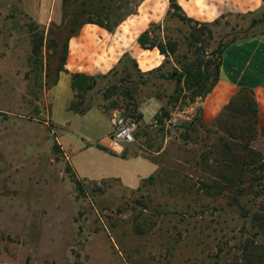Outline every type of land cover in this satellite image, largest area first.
<instances>
[{
  "label": "rangeland",
  "instance_id": "1",
  "mask_svg": "<svg viewBox=\"0 0 264 264\" xmlns=\"http://www.w3.org/2000/svg\"><path fill=\"white\" fill-rule=\"evenodd\" d=\"M47 3L60 17L62 0ZM22 4L0 0V264H247L245 248L251 240L253 249L264 252V175L248 173L244 194L218 177L224 166L221 133L208 132L217 128L214 121L206 123L204 115L192 121L175 116L198 99L197 110L203 108L206 97L194 99L183 83L169 78L184 67L200 70L207 75V89L213 84L208 98L219 85L220 78L215 79L222 46L233 38L264 37V6L254 14L226 15L212 31L170 19L168 25L179 40L177 53L166 57L160 71L143 76L146 83L131 111L127 68L133 79L139 77L125 59L83 99H76L110 118L122 112L137 119L135 141L121 148L113 143L114 150L102 145L81 149L89 141L110 142L113 127L106 116L88 120L66 109L70 87L53 106L49 91L63 67L57 27L62 22L39 24ZM254 20L260 22L252 25ZM152 23L164 25L165 19ZM32 24L47 38L40 59L33 54ZM123 32L86 26L74 38H137L128 25ZM100 49L96 43L88 47L87 61L93 68L99 64ZM230 95L220 90V102ZM162 108L169 116L164 115L161 124L156 116ZM52 111L55 121L69 125H57ZM34 134L42 138L33 140ZM63 145L82 176L120 175L135 186L117 176L79 177ZM252 147L264 154V111ZM138 157L149 163L132 159ZM138 174L146 177L136 185ZM216 182L221 191L204 190L207 184L217 191Z\"/></svg>",
  "mask_w": 264,
  "mask_h": 264
},
{
  "label": "trees",
  "instance_id": "2",
  "mask_svg": "<svg viewBox=\"0 0 264 264\" xmlns=\"http://www.w3.org/2000/svg\"><path fill=\"white\" fill-rule=\"evenodd\" d=\"M63 1V20L60 26L59 37L62 38L63 46L61 47V60L63 67L58 69L57 81L59 75L62 71L70 73L64 68L67 63V58L69 55L70 41L72 38L78 36L82 29L86 25H97L100 28L106 29L110 33H114L117 28L137 9L139 3L144 0H62ZM170 10L165 18V24L152 23L148 29L143 31L138 37V43L143 49L153 50L157 48L162 55L166 57L174 56L177 53V46L179 44L178 38H175L172 34V30L168 25L170 19H178L183 22H191L197 25H201L204 29H209L212 31L211 27L221 23L222 19H217L213 22H200L191 17H188L183 8L179 4L178 0H169ZM182 13L183 15H181ZM248 14H254V12H249ZM263 21V20H261ZM260 22V21H258ZM257 20H254L252 25H256ZM162 32V35L158 34V31ZM196 28L193 27L192 35L194 36V31ZM31 31L34 33L33 42V54L35 58L40 59L42 55L45 42L47 40L46 35L42 32L36 24L31 25ZM54 32L51 29V34ZM244 38H233L228 44L223 45L220 50V61L217 64V75L215 79L218 81L221 74V64L222 57L225 49L231 43L240 41ZM55 46H59V42L56 41ZM124 59L130 62L132 69L139 77V79H133V74L127 68V74L129 78L130 86L126 95L129 98V103L127 105L128 110L136 105L135 97L141 84H145L143 76L146 74H153L156 71H160L166 62H164L160 67L150 70L148 72H143L139 66L137 59L132 57L128 52L124 54ZM112 69L109 74L114 73ZM109 74L104 75H88L86 73L76 72L71 73L72 75V87L75 90V100L71 102L69 110L76 114H86L91 108L83 107L81 102H76V99H83L84 94L95 88L99 79L106 78ZM207 75H204L200 70L193 71L192 67H184L181 71L172 72L169 78L176 79L177 83L180 85L183 83L184 91L191 93L195 99L198 96L203 98L212 91L213 84L207 89ZM55 83V84H56ZM106 113V111H105ZM169 116V112L166 108H162L161 112L157 114L156 120L158 123H163L165 116ZM203 108L197 110L195 120L202 118ZM217 128L215 130L208 129V132L221 133L219 141L222 146L223 159H220L223 169L217 171L218 177L225 180L227 183L233 184L235 189L239 194L245 193V178L248 173L253 175L260 174L264 175V154L252 147V143L258 139V124H259V105L255 98L254 92L240 91L237 95L232 97L228 104L225 105L224 109L218 115L214 121ZM103 148V147H102ZM55 151L60 152L61 148L59 144L54 146ZM106 149V148H103ZM259 171V172H258ZM259 176V177H260ZM262 177H260L261 180ZM153 180L154 177H150ZM219 183L213 186L218 188L217 191L210 190L209 185L204 184V190L208 191L210 194L221 191ZM260 229L262 231L261 235L264 234V222L261 220ZM261 231L256 232L258 235ZM260 236V235H259ZM255 244L254 240L249 241L246 244V259L247 264H264V252L262 250L256 251L253 249Z\"/></svg>",
  "mask_w": 264,
  "mask_h": 264
},
{
  "label": "crops",
  "instance_id": "3",
  "mask_svg": "<svg viewBox=\"0 0 264 264\" xmlns=\"http://www.w3.org/2000/svg\"><path fill=\"white\" fill-rule=\"evenodd\" d=\"M178 2L188 17L201 22H213L217 19H222L223 16L230 14H247L249 12H256L262 9L264 6V0H178ZM45 3H47V0H23L22 5L24 11L39 24L49 25L53 22H62L63 1L60 17L54 16L55 10H53L52 6L49 8L48 3L46 4L48 5V8L44 10V7L46 6ZM169 10V0H144L139 3L136 11L131 16H129L114 33L116 34V32L118 31L122 32L121 34L125 33L123 32V30L128 25L129 30H134L136 32L135 34L137 38H99L98 40H96V38H72L70 41L67 63L65 65V69L70 73L62 71L59 75L58 82L49 91L53 101V106L58 104L61 93H63L62 90L67 91V89H69L68 87H70L71 90L67 91L70 96L68 102L65 105L66 109L69 110L71 102L75 100L76 92L72 87L71 73L81 72L88 75L107 74L119 64L120 59L127 52L132 57L137 59L141 70L144 72H148L160 67L165 62L166 56L162 55L157 48L153 50L143 49L138 43V36L149 27L150 23L160 22L164 20ZM132 21L135 23V26H130V22ZM86 26H93L98 31L103 30V28H100L97 25L89 24ZM124 35L127 36L126 34ZM105 39H107V42L105 41ZM93 43L98 44V46L101 48L98 55L99 64L94 68L93 66H90L89 62L87 61V59L89 58L88 47H91V44ZM62 85L64 89H61ZM223 89L230 92V97L232 95H236L240 91L254 92V94L258 97L260 103L259 117L260 119L262 118V114L264 111L263 36H252L240 41H236L228 45L225 49L222 57L219 85H217L215 92L211 93L209 97H206L202 102L204 110L203 117L206 123L215 121L220 110L227 104L230 97L224 102H220V90ZM76 115H82V117L87 118L88 120L92 119V115H102L110 118L99 108H92L86 114ZM52 119L57 125H60L61 127H66L69 125V122L66 121L64 123L55 121L53 111ZM110 119L112 122V118ZM81 134L86 133L82 131ZM31 137L33 140L42 138L40 136H37L36 134L32 135ZM58 139L61 143V139ZM113 143L114 142L112 140L107 143H101L98 140L96 141V143L89 141L88 143H86V147L82 146L81 149H87L93 146L98 147V145H102L107 148L111 147L115 150V146ZM121 147L122 146H118V148ZM63 150L65 152L66 158L71 163V166L75 168V165L72 162V158L66 151V148H64V145ZM36 151L37 153H40V150L35 149V152ZM132 159L142 158L138 157ZM122 160L130 159L122 158ZM142 161H146L149 163V161L146 159H142ZM75 171L77 172L79 177L89 179L117 176L120 177L127 185H129V183H127V180L124 179V176L110 174L82 176L76 168ZM144 177L146 176L138 174L136 179L138 184L136 185H139L141 179Z\"/></svg>",
  "mask_w": 264,
  "mask_h": 264
},
{
  "label": "built area",
  "instance_id": "4",
  "mask_svg": "<svg viewBox=\"0 0 264 264\" xmlns=\"http://www.w3.org/2000/svg\"><path fill=\"white\" fill-rule=\"evenodd\" d=\"M201 104L198 99L194 104L184 111L175 114L176 117L185 121H192L196 116L197 109ZM113 131L111 139L117 146L132 143L135 141V133L138 129V121L134 117H129L122 112H116L112 118Z\"/></svg>",
  "mask_w": 264,
  "mask_h": 264
}]
</instances>
